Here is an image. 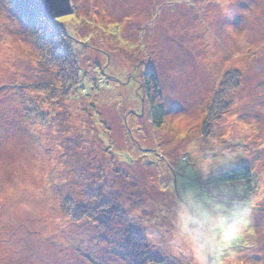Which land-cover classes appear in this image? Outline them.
<instances>
[{"label":"rangeland","instance_id":"rangeland-1","mask_svg":"<svg viewBox=\"0 0 264 264\" xmlns=\"http://www.w3.org/2000/svg\"><path fill=\"white\" fill-rule=\"evenodd\" d=\"M70 2L0 0V264H191L168 251L185 190L251 200L230 248L264 264V0ZM242 165L251 191L209 182Z\"/></svg>","mask_w":264,"mask_h":264},{"label":"clouds","instance_id":"clouds-1","mask_svg":"<svg viewBox=\"0 0 264 264\" xmlns=\"http://www.w3.org/2000/svg\"><path fill=\"white\" fill-rule=\"evenodd\" d=\"M208 199L194 190L181 194L168 251L187 255L191 264H235L230 246L250 223L252 201L234 198L224 205L208 203Z\"/></svg>","mask_w":264,"mask_h":264},{"label":"trees","instance_id":"trees-1","mask_svg":"<svg viewBox=\"0 0 264 264\" xmlns=\"http://www.w3.org/2000/svg\"><path fill=\"white\" fill-rule=\"evenodd\" d=\"M42 8L43 6L39 7L41 13H43L44 16H48L44 8ZM233 76L236 77L234 74ZM239 80V78L238 80L234 78V82H236V84L240 83ZM142 82L145 87L147 96L146 99L149 103L152 122L154 123V125L159 127L162 125L165 110L163 106V96L160 80L157 72L153 69L146 70ZM242 180L247 183V187L251 191L253 188V171L249 165H242L224 173L217 174L216 176L211 177L209 179V182L211 184H220Z\"/></svg>","mask_w":264,"mask_h":264},{"label":"water","instance_id":"water-1","mask_svg":"<svg viewBox=\"0 0 264 264\" xmlns=\"http://www.w3.org/2000/svg\"><path fill=\"white\" fill-rule=\"evenodd\" d=\"M43 2L51 17L73 11L70 0H43Z\"/></svg>","mask_w":264,"mask_h":264}]
</instances>
